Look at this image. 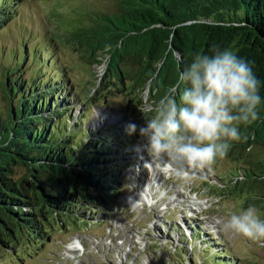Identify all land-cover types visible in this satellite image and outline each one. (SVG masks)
Instances as JSON below:
<instances>
[{"label":"trees","instance_id":"16d2710c","mask_svg":"<svg viewBox=\"0 0 264 264\" xmlns=\"http://www.w3.org/2000/svg\"><path fill=\"white\" fill-rule=\"evenodd\" d=\"M17 2L0 0V28L13 17ZM121 2V14H95L103 27L92 25L81 36L72 33L84 57L98 65L107 61L100 81H88L93 87L75 115L71 101L78 102L77 94L63 72L14 82L8 78L9 67L5 68L8 107L5 114L0 110V233L6 236L4 240L0 234L2 247H11V239L12 243L19 238L39 244L50 241L55 222L62 228L105 223L122 194L125 159L120 152L139 135L128 134L127 124L119 122L82 130L88 119L85 107L94 104L96 94L123 92L134 100L126 107L127 117H139L146 103L167 92L196 53L211 54L213 46L229 48L250 61L261 81L259 119L241 126L242 139L232 142L227 155L236 159L244 155L232 186L240 185L239 191H249L256 202L264 203V165L251 153L255 146L264 147V0ZM22 54L18 66L26 58L25 49ZM49 57L43 60L45 66ZM109 110L123 114L120 109ZM16 167L25 174L18 176ZM190 222L194 233L183 239L191 242L193 252L211 257L220 249L221 235L215 238L197 220ZM236 257L220 261L237 264L241 260ZM187 259L194 264L197 256L191 253Z\"/></svg>","mask_w":264,"mask_h":264},{"label":"rangeland","instance_id":"374dc122","mask_svg":"<svg viewBox=\"0 0 264 264\" xmlns=\"http://www.w3.org/2000/svg\"><path fill=\"white\" fill-rule=\"evenodd\" d=\"M123 7L121 0H19L13 17L0 28V110L5 114L8 107L4 73L9 67L8 78L14 82L20 78L25 82L32 78L48 79L63 72L70 90L77 94L79 103L71 101L75 115L80 102H87L93 87L88 81H100L107 61L104 59L98 65L84 57L78 37L73 34L81 36L90 32L92 25L101 26L103 21L95 14H121ZM24 49L26 58L18 66ZM47 56L51 62L47 65L52 66L43 63ZM95 97L94 104L85 107L88 119L82 123V130H98L117 122L135 123L139 128L145 124L144 115H151L141 112L136 114L139 117L130 114L127 117L126 107L134 100L123 92ZM156 98L157 95L153 102ZM112 108L123 114L109 110ZM139 140L136 137L120 152L125 159L122 195L105 223H93L88 228L69 224L62 228L55 222L50 229L51 240L41 244L23 238L12 243L11 239L8 241L11 247L0 245V264H189L187 256L191 253L197 256L194 264H222L220 259L234 255L241 260L237 264H264V247L225 227L232 212L249 205H254L264 218V203L256 202L249 191H239L240 185L232 186L231 180L244 165L241 159L244 155H238L237 159L226 155L206 169L178 176L167 166L145 165L149 161L147 154H140V158L133 151ZM251 153L264 165V147L255 146ZM15 172L18 176L25 174L19 167ZM249 182L247 178L244 183ZM189 217L198 220L213 237L221 235V240H216L220 249L211 257L206 252L200 255L193 252L191 242L183 239L191 225ZM0 234L5 240L4 233Z\"/></svg>","mask_w":264,"mask_h":264},{"label":"clouds","instance_id":"9594fccd","mask_svg":"<svg viewBox=\"0 0 264 264\" xmlns=\"http://www.w3.org/2000/svg\"><path fill=\"white\" fill-rule=\"evenodd\" d=\"M210 52L196 53L167 92L141 110L151 113L144 126L127 125L128 134L138 131L133 151L147 154L145 165L167 166L178 176L206 169L242 139V125L259 119L261 81L251 62L229 48ZM225 227L264 247V218L254 205L232 212Z\"/></svg>","mask_w":264,"mask_h":264},{"label":"bare ground","instance_id":"6f19581e","mask_svg":"<svg viewBox=\"0 0 264 264\" xmlns=\"http://www.w3.org/2000/svg\"><path fill=\"white\" fill-rule=\"evenodd\" d=\"M188 229V228H187ZM194 232V229H191ZM207 231V230H206Z\"/></svg>","mask_w":264,"mask_h":264}]
</instances>
